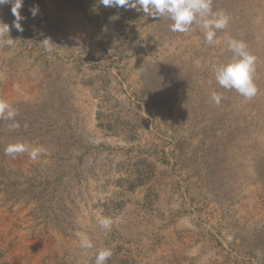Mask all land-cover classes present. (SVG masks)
Segmentation results:
<instances>
[{
    "label": "rangeland",
    "instance_id": "obj_1",
    "mask_svg": "<svg viewBox=\"0 0 264 264\" xmlns=\"http://www.w3.org/2000/svg\"><path fill=\"white\" fill-rule=\"evenodd\" d=\"M11 8L0 99L19 127L0 119V264H95L102 248L107 264H264V0H212L230 18L213 45L99 0H24L23 31ZM229 38L257 58L250 100L215 80ZM17 142L43 151L5 155Z\"/></svg>",
    "mask_w": 264,
    "mask_h": 264
},
{
    "label": "clouds",
    "instance_id": "obj_2",
    "mask_svg": "<svg viewBox=\"0 0 264 264\" xmlns=\"http://www.w3.org/2000/svg\"><path fill=\"white\" fill-rule=\"evenodd\" d=\"M105 7H118L143 12L151 17H167L170 21V30L172 32L187 33L195 24L204 35L205 42L208 45L217 43L216 34L218 30L226 29L229 24V16L224 11H214L212 0H99ZM24 0H0V5L11 4L12 14L15 17L13 26L23 31L20 15ZM33 17L38 14L39 9L33 7L30 9ZM9 25L0 20V41L7 45L13 43L9 38ZM7 34L8 38L4 39ZM48 51L53 50L50 38L42 42ZM228 50L232 53L230 61L213 65L214 77L218 85L227 90H235L245 99H252L257 95L258 89L254 81L256 71L255 65L257 58L248 51V46L243 40L229 38L227 40ZM223 96L221 93L213 91L211 101L217 106L220 105ZM17 116L16 110L5 100L0 99V119L14 121L10 127H19L15 122ZM43 151L41 147H31L23 142L9 144L5 148V155L16 158L17 154L28 152L32 160H36ZM102 228L110 230L112 226L111 217H102L99 221ZM79 243L82 249H91L94 247L92 240L85 233H78ZM112 252L109 248L98 250L95 257V264H107L111 258Z\"/></svg>",
    "mask_w": 264,
    "mask_h": 264
}]
</instances>
